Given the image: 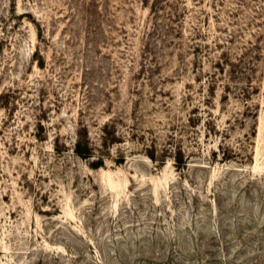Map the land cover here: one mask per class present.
I'll return each mask as SVG.
<instances>
[{"label": "rangeland", "instance_id": "374dc122", "mask_svg": "<svg viewBox=\"0 0 264 264\" xmlns=\"http://www.w3.org/2000/svg\"><path fill=\"white\" fill-rule=\"evenodd\" d=\"M0 264H264V0H0Z\"/></svg>", "mask_w": 264, "mask_h": 264}, {"label": "trees", "instance_id": "16d2710c", "mask_svg": "<svg viewBox=\"0 0 264 264\" xmlns=\"http://www.w3.org/2000/svg\"><path fill=\"white\" fill-rule=\"evenodd\" d=\"M75 153L79 156V157H85L86 155H88V151L87 149H82L78 144L77 147L75 149Z\"/></svg>", "mask_w": 264, "mask_h": 264}]
</instances>
